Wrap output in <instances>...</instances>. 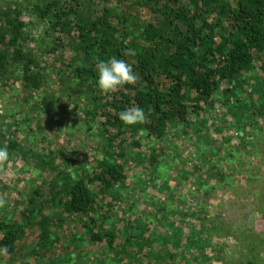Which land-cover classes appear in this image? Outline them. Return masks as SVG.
Instances as JSON below:
<instances>
[{
  "label": "trees",
  "instance_id": "16d2710c",
  "mask_svg": "<svg viewBox=\"0 0 264 264\" xmlns=\"http://www.w3.org/2000/svg\"><path fill=\"white\" fill-rule=\"evenodd\" d=\"M33 10L46 23L44 45L38 48L31 46L38 40L17 4L0 12V81L6 88L19 81L28 92L40 91L49 83L42 58L58 54L56 75L64 91L70 88L84 98L81 102L89 100L82 111L88 131L95 129L92 122L98 127L103 149L93 167L77 159L72 162L64 148L39 155L47 176L24 196L17 218L0 216V249L6 246L7 254L14 255L33 234L32 242L27 241L29 255L46 259L45 264H65L64 251L57 247L64 225L71 221L81 233L71 229L66 249L73 243H89L115 252L117 261L126 256L136 262L145 240L159 241V250L147 254L160 262L167 257L164 264L183 258L185 251L201 252L206 244L188 236L184 245V230L175 229L174 221L163 222L172 229L168 238L147 236L153 224L170 213L166 198L151 199L150 214L137 211L136 201L125 208L127 216L117 214L116 204L129 188L130 149L141 144L129 138L146 129L147 141H161L181 128H195L220 97L223 104L243 106L247 120L256 108L261 110L263 103L254 106L255 95L245 88L255 79L264 98V0H39ZM128 49L136 54L123 55ZM111 57L131 64L138 80L103 93L97 87L96 58ZM50 97L42 101L48 111L59 107L58 99ZM132 105L143 108L146 123L125 125L119 120L117 113ZM1 131L0 147L7 146V162L22 147L7 141ZM149 149L151 156L138 154L137 164L156 170L159 156L155 148ZM261 220L264 224V203ZM243 264L258 261L251 257Z\"/></svg>",
  "mask_w": 264,
  "mask_h": 264
},
{
  "label": "rangeland",
  "instance_id": "374dc122",
  "mask_svg": "<svg viewBox=\"0 0 264 264\" xmlns=\"http://www.w3.org/2000/svg\"><path fill=\"white\" fill-rule=\"evenodd\" d=\"M38 2L0 0V12L18 5L22 19L38 40L31 44L34 48L42 46L46 28L45 21H41L33 10ZM46 43L50 44L51 40L46 39ZM57 57L58 54L43 56L42 64L48 68L49 83L40 91L28 92L19 81L6 88L0 81L1 132L7 141L15 140L22 147L9 161L0 164V198L5 201L0 207V216L17 218V211L24 207V196L46 178L47 172L40 166L39 155L49 156L51 151L64 148L72 162L77 159L93 167L102 153L103 142L98 127L92 122L95 129L88 131L89 125L82 111L89 100L81 102L84 98L81 100L70 88L64 91V85L56 75ZM258 68L256 65L255 71L259 72ZM15 76H19L17 71ZM261 86L252 79L245 88L255 95L254 106L263 103L261 110L256 108L257 113L248 120L241 112L243 106L223 104L224 99L220 97L204 111L195 128H181L173 130L174 133L169 129L171 133L161 141H147L141 132L129 138L132 140L133 137L141 144L130 149L126 166L129 188L124 191L121 204H116L117 214L121 218L127 216L125 208L133 201H136L137 211L150 214L154 211L151 199L166 198L171 214L164 213L161 222H155L147 236L163 234L159 236L168 238L172 229L165 228L163 222L167 219L175 222V229L183 228L184 245L188 236L190 241L200 239L201 244H206L201 247V252L185 251L183 258H175L169 264H243L251 257L257 259L258 264H264V224L261 220L264 98L259 94ZM49 96L51 100L52 96L58 99L59 106L51 111L42 103ZM61 104L64 107H60ZM251 111L249 109L247 113L251 114ZM151 147L159 156L156 170H151L145 163L137 164L138 154H142L141 158L151 156ZM57 162L62 163L59 159ZM65 225L63 241L57 247L59 252L64 251L61 257L65 258V264H138V261L140 264H164L167 260L165 256L166 259L160 262L147 254L150 250H159V241L145 240L144 251L136 262L126 256L117 261L115 252L89 243H73L66 249L70 231L78 234L81 230L71 221ZM33 238L34 235L29 234L21 243L22 250L14 255L0 254V264H45L46 259L41 261L29 255L27 241L31 243ZM68 253H73L71 259ZM50 258L53 260L54 256Z\"/></svg>",
  "mask_w": 264,
  "mask_h": 264
},
{
  "label": "clouds",
  "instance_id": "9594fccd",
  "mask_svg": "<svg viewBox=\"0 0 264 264\" xmlns=\"http://www.w3.org/2000/svg\"><path fill=\"white\" fill-rule=\"evenodd\" d=\"M135 51L125 50L123 55H135ZM95 69L97 72V87L103 93L115 92L119 87L126 84H135L138 76L133 71L131 64L123 59L111 57L108 60L96 58ZM119 120L125 125L144 124L147 118L143 108L132 105L117 113ZM141 134H147L146 129H140ZM7 146L0 147V164L8 159ZM5 201L0 198V207ZM0 254H7V247L0 249Z\"/></svg>",
  "mask_w": 264,
  "mask_h": 264
},
{
  "label": "built area",
  "instance_id": "2783aa9c",
  "mask_svg": "<svg viewBox=\"0 0 264 264\" xmlns=\"http://www.w3.org/2000/svg\"><path fill=\"white\" fill-rule=\"evenodd\" d=\"M0 25H1V23H0ZM2 113V110H1V105H0V114Z\"/></svg>",
  "mask_w": 264,
  "mask_h": 264
}]
</instances>
